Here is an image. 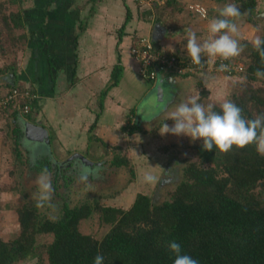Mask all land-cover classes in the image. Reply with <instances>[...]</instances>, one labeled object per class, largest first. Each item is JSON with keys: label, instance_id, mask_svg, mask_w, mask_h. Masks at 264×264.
<instances>
[{"label": "rangeland", "instance_id": "rangeland-1", "mask_svg": "<svg viewBox=\"0 0 264 264\" xmlns=\"http://www.w3.org/2000/svg\"><path fill=\"white\" fill-rule=\"evenodd\" d=\"M26 2L29 3V0H0V77H6L5 80L7 81V84L4 83L5 81L0 83V87L7 88L11 82L18 84L19 79L22 82L24 81L25 85L18 84L19 86L27 87L33 92L35 87L30 79L22 78L21 74L26 70L27 64L25 63L31 55L32 48L29 44L32 43H29L30 38H34L37 41L39 38L36 35L31 37L33 32L28 31L24 25L18 28L10 26L6 28L1 20L3 15L20 11ZM251 2L254 4V14L250 17V22H248L247 14L243 11L242 4H250ZM134 3L136 4L137 12H149L150 8L154 11V16L166 15L163 26L169 27L167 36L168 41L172 44L165 48L172 51H186V40L176 35L177 33H182L183 29L190 28L196 32L198 38H205L208 35L209 20L218 17L219 9L227 3H234L240 8L241 15L232 18V22L239 29L238 34L234 38L242 46L243 43L252 44L251 42L257 36L261 38L264 34V16H260V14L264 13V0H173L170 3L165 0L163 3L152 4L151 6H146L148 3L140 0H134ZM194 4H200L207 10L208 16L206 20H200L188 10V6ZM149 13L147 17L144 16L146 19L149 18ZM153 30L160 32V27L156 29L155 25ZM159 32L155 36V41L157 42L161 40L160 35H158L160 34ZM138 37L149 38L150 36ZM239 57L241 62L244 60V64L247 63V53L245 51L236 58L238 59ZM79 64L77 61L75 65L73 63L75 68ZM73 65L71 66L73 69L71 73L76 81L77 74L75 75L74 73L75 68ZM12 74H14L16 80H14ZM203 74L218 78L216 85H214V82V86L211 84L204 86L202 81L200 82V80L196 79L198 77L196 75L190 77L195 78L192 81L183 80L180 83L177 81L170 85L162 84L163 98L160 101L154 96L153 90L149 91L147 97L143 99V104L147 102L150 112L152 111V101L154 100L159 106L167 103V109L165 108L163 115H160L147 126H137V123L122 126L124 129L123 133H129L130 131H133L132 134L134 133L133 137L125 138L126 143L129 144L128 147L132 150L125 153V146L122 144L121 146L106 147L102 143H98V145L89 143L90 148L96 146L97 148H102L108 154L103 155L104 151H101L98 155L91 158L86 157L91 163L100 162L99 168L94 164L85 165L81 163L80 170L77 166H70L68 162L61 159L43 157L41 153L30 148L31 143L26 142L25 134H19L18 129H15V127L18 121L19 124L29 122L28 119L31 120L30 118L35 114V111H31L28 117H18L15 114L0 115V238L9 242L18 236L17 211L23 206L34 209L43 218L53 220L60 215L64 201L70 207L79 206L90 201L91 206L96 202L101 206L127 210L132 205L137 194L148 196L153 204L168 199L176 185L185 179L183 172L188 164L191 162L197 163L194 147L202 143V141H191L186 136L161 135V126L159 124L165 122L171 126L174 121L167 120L170 114L175 110L176 106L187 101L189 97L198 96V102L205 107L210 104L213 107H220L223 102L228 100L234 102L235 99L243 95L249 84L255 89H264V79L260 78L253 83L248 82L244 73L230 77L213 75L209 71ZM109 83L110 80L103 86L101 92L109 86ZM181 88L183 89L181 99L173 100L170 96ZM63 92H66V90H63ZM261 95L264 96V92ZM72 98L78 102L81 101V97L78 95ZM167 100L169 103L165 102ZM250 104L251 107H249L253 116L264 113L263 107ZM91 127H89L90 130L93 129V126ZM39 142L43 143L42 141ZM104 146L106 149H104ZM117 159H122V161L126 162L120 165L118 169L112 163L117 161ZM114 169H117L118 172ZM42 170H47L52 183L53 193L51 200L46 202L44 207L38 208L36 207V194L38 191L36 180ZM146 173H152L156 178L155 182L144 185L146 182H144L143 178ZM82 177H86V179L82 180ZM109 228V225L99 221V215L96 212L78 224L80 233L89 235L96 240L101 239ZM51 241V235L38 236L36 257L18 264H47L46 256L43 252L45 246Z\"/></svg>", "mask_w": 264, "mask_h": 264}, {"label": "trees", "instance_id": "trees-1", "mask_svg": "<svg viewBox=\"0 0 264 264\" xmlns=\"http://www.w3.org/2000/svg\"><path fill=\"white\" fill-rule=\"evenodd\" d=\"M242 7L250 22L254 4L243 3ZM1 20L6 28L24 25L20 11L3 15ZM158 45L155 41L154 46ZM243 47L247 63L240 57L233 59L244 67L246 80L253 83L260 79L254 73L264 67V57L252 44L243 43ZM120 74L121 67H114L101 97L118 84ZM25 88L13 83L0 96ZM262 92L264 89L249 84L235 99L245 119L257 116L252 115L249 103L264 108ZM213 110L221 111L220 107ZM202 143L194 147L197 163L188 164L183 172L185 179L160 203L153 204L141 194L127 210L96 202L91 206L90 201L70 207L64 201L60 215L53 220L23 206L17 211L18 236L9 242L0 238V264L35 258L40 235L52 236L43 252L47 264H93L98 254L104 257V264H173L175 255L167 248L173 240L181 245L182 254L198 264H264V156L258 154L254 144L241 149L233 146L228 152L214 147L207 152ZM112 163L119 167L126 162L117 159ZM94 212L100 222L110 226L99 240L78 230V224Z\"/></svg>", "mask_w": 264, "mask_h": 264}, {"label": "crops", "instance_id": "crops-1", "mask_svg": "<svg viewBox=\"0 0 264 264\" xmlns=\"http://www.w3.org/2000/svg\"><path fill=\"white\" fill-rule=\"evenodd\" d=\"M20 11L24 26L33 32L31 37L36 35L39 38L38 41L30 38L32 51L25 63L27 68L21 74L22 78L30 79L38 99L32 108L35 114L28 119V124H19L18 121L15 129L19 134H25L26 142L31 143L30 148L43 157L61 159L80 169L83 162L78 155L91 158L104 151L96 146L90 148L89 143H102L106 147L122 144L127 153L132 149L126 139L133 137L134 133H123L122 126L136 123L137 126H147L167 109V103L159 106L153 99L150 112L147 102L143 104L149 91L154 90L159 82L170 85L195 79L161 75L156 82H150L138 75L137 63L130 54L137 36L156 39L159 32L153 30L156 25V29L160 27L159 45L167 47L172 43L167 36L169 27L163 26L166 15L154 16L150 8V13L137 12L134 0H29ZM126 16L128 20H125ZM76 61L80 63L77 69L74 66ZM72 65L77 74L76 81L71 73ZM117 66L121 67L118 84L101 97L99 93ZM197 76L204 86H214L218 82L214 76ZM5 79L1 76L0 83L5 81L7 84ZM18 82L24 85V81L18 79ZM5 91L6 88L0 87V93ZM161 91L159 101L163 98L162 86ZM182 91V88L177 89L170 97L175 101L181 99ZM77 95L81 97L79 102L72 98ZM168 100L165 102L169 103ZM91 126L92 130L89 129ZM27 128L32 136H38L33 128L42 129L46 136L43 143L28 139ZM91 164L98 168L101 165L100 162ZM117 169L114 170L118 172Z\"/></svg>", "mask_w": 264, "mask_h": 264}, {"label": "clouds", "instance_id": "clouds-1", "mask_svg": "<svg viewBox=\"0 0 264 264\" xmlns=\"http://www.w3.org/2000/svg\"><path fill=\"white\" fill-rule=\"evenodd\" d=\"M201 14L206 15L203 10ZM240 15V8L236 4L227 3L219 9L218 17L209 20L208 35L205 38H198L196 32L190 28L176 34L186 40V53L194 65L203 68L202 56L204 55L229 60L244 51V47L234 38L239 29L232 22V18ZM251 43L259 55L264 57V39L257 36ZM228 70V65L223 63L217 69L220 72ZM254 75L264 79V67L258 68ZM198 101V96L189 97L187 101L176 106L167 119L174 123L169 126L164 122L160 134L186 136L191 141L200 140L203 142L202 149L207 152H212L214 147L221 152H228L233 146L241 149L254 144L258 154L264 156V113L248 120L242 116V109L230 100L220 105V112L214 111L213 105L205 107ZM143 179L146 183H153L156 178L146 173ZM36 183L38 185L36 207L40 208L51 200L53 193L47 170L41 171ZM167 248L175 255L173 264H198V261L191 256L182 254L181 245L178 242L174 240L168 242ZM93 264H104V257L98 254Z\"/></svg>", "mask_w": 264, "mask_h": 264}, {"label": "built area", "instance_id": "built-area-1", "mask_svg": "<svg viewBox=\"0 0 264 264\" xmlns=\"http://www.w3.org/2000/svg\"><path fill=\"white\" fill-rule=\"evenodd\" d=\"M148 4L163 3L165 0H140ZM188 10L198 17L200 20H206L207 10L200 4L189 5ZM203 10L206 15L201 14ZM155 39L153 37H138L130 48L131 57L137 63L138 75L150 82H156L159 77H191L201 75L206 71L213 75L230 77L243 73L244 67L233 58L222 60L220 57L202 56L204 64L203 68L194 65L186 51H172L158 45L154 46ZM227 64L229 70L217 71L220 64ZM38 96L27 87L24 90L13 89L11 92L0 96V115L15 114L19 116H27L32 111L34 100ZM33 103V104H32Z\"/></svg>", "mask_w": 264, "mask_h": 264}, {"label": "water", "instance_id": "water-1", "mask_svg": "<svg viewBox=\"0 0 264 264\" xmlns=\"http://www.w3.org/2000/svg\"><path fill=\"white\" fill-rule=\"evenodd\" d=\"M260 16H264V13L260 14ZM154 38V37H153ZM154 95L157 99L161 98V82H159L155 88H154ZM28 127H33L32 125H27ZM32 130L36 131V134H38V136H32L31 135V130L29 128L26 129L27 131V138L28 139H32V140H37V141H43V139L46 138L45 134H44V131L40 128H33ZM77 156V155H76ZM77 158L83 162L85 165H91V163L84 157L78 155Z\"/></svg>", "mask_w": 264, "mask_h": 264}]
</instances>
